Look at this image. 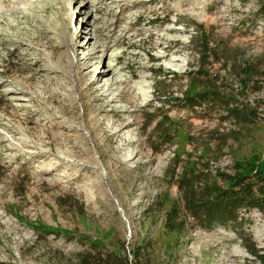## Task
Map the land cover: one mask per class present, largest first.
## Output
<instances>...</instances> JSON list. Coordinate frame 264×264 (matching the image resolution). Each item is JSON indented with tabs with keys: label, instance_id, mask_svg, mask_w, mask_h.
<instances>
[{
	"label": "rangeland",
	"instance_id": "obj_1",
	"mask_svg": "<svg viewBox=\"0 0 264 264\" xmlns=\"http://www.w3.org/2000/svg\"><path fill=\"white\" fill-rule=\"evenodd\" d=\"M260 1L0 0V264H76L85 238L145 241L153 264H260L229 227L170 233L159 212L182 175L264 153ZM239 216L264 263V216Z\"/></svg>",
	"mask_w": 264,
	"mask_h": 264
},
{
	"label": "trees",
	"instance_id": "obj_2",
	"mask_svg": "<svg viewBox=\"0 0 264 264\" xmlns=\"http://www.w3.org/2000/svg\"><path fill=\"white\" fill-rule=\"evenodd\" d=\"M260 3L259 12L264 17V0ZM255 74L252 67H247L243 75L250 80ZM247 85L248 82L244 84ZM232 162L230 172L217 173L212 180L203 181L193 172L182 175L177 182L179 202H171L169 208L164 209L165 202L161 201L159 212L164 215V228L170 233L184 231L185 217L193 226L203 229L214 224L229 227L238 235L245 251L264 264L255 243L239 229L241 210H256L264 216V153L254 149L246 156L235 155ZM83 243L86 250L76 253V264H153L152 246L145 241L135 245L128 255L123 243L115 249L110 248L113 244L89 238Z\"/></svg>",
	"mask_w": 264,
	"mask_h": 264
},
{
	"label": "bare ground",
	"instance_id": "obj_3",
	"mask_svg": "<svg viewBox=\"0 0 264 264\" xmlns=\"http://www.w3.org/2000/svg\"><path fill=\"white\" fill-rule=\"evenodd\" d=\"M43 39L45 40V44L49 45V48L56 49V48H54V45L52 44V41L50 39H48L46 36H44ZM14 50L16 51L17 48H15ZM27 72L31 73L30 79H28L29 82L35 81L36 79H38L40 77L39 74L37 72H34L33 70H31V68L30 69L28 68ZM104 73H105V71H103V73L100 76H102ZM97 80H98V78H96V80L94 79L92 82L86 83V80L84 78V80L80 83V84L86 83L84 91L91 96L92 102H96V101L101 102L104 100V96L99 95L98 90L96 88L94 89V86H95V83L97 82ZM62 111H64V110H62ZM101 113L105 114L106 111L104 109H100L98 114H101ZM110 113H114V112L109 111V114ZM120 121H121V124L118 127L119 130L114 135L111 136L112 138H114V140H117V137H118L120 131L128 126V124L124 123L122 120H120ZM54 140L56 142V139H54Z\"/></svg>",
	"mask_w": 264,
	"mask_h": 264
}]
</instances>
